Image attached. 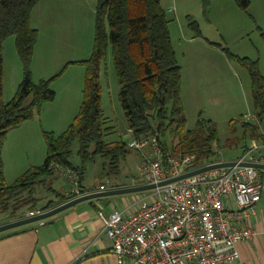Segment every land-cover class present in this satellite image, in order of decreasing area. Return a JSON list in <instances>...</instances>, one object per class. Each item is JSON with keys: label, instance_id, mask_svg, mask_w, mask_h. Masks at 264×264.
Masks as SVG:
<instances>
[{"label": "trees", "instance_id": "16d2710c", "mask_svg": "<svg viewBox=\"0 0 264 264\" xmlns=\"http://www.w3.org/2000/svg\"><path fill=\"white\" fill-rule=\"evenodd\" d=\"M39 0H0V209L7 211L12 199L19 200L10 217L15 218L22 206L30 203L31 210H46L71 199L72 192H56L58 199L50 200L37 208L34 197L38 184L57 173L54 164L74 169L83 185L86 164L96 156L105 160L104 174L117 176L120 162L133 149L123 140L106 141L103 134L106 117L101 106V83L99 71L102 60L110 48L119 83V100L133 136L157 135L166 154L183 155L194 153L195 165H204L223 159L216 145L220 144L219 133L211 119L198 118L193 128H186V116L181 96L182 66L178 61L169 30V19L160 0H97L95 7L94 37L91 54L86 59L72 62L85 66L82 101L77 113L66 129L55 135L43 131L46 156L42 164L30 166L13 182L4 178L2 150L7 132L18 123L32 118L46 102L55 97L52 80L35 81L32 76V59L38 38V30L31 23V12ZM207 0H203L204 6ZM247 9L250 0H236ZM188 25L194 36H202L197 21L187 15ZM15 36V47L22 63L23 77L15 95L8 101L2 98V48L5 39ZM228 57L245 66L251 78L253 114L256 121L230 120L234 134L237 123L240 136H229L225 145L241 142L242 154L248 141L255 139L264 143V76L257 59L240 56L224 48ZM172 139L168 142V137ZM78 140L80 165L70 160L71 145ZM92 147V148H91ZM233 159V158H232ZM262 172V171H260ZM87 188V189H85ZM85 189V190H84ZM27 192L26 199L21 195ZM21 200V201H20Z\"/></svg>", "mask_w": 264, "mask_h": 264}, {"label": "rangeland", "instance_id": "374dc122", "mask_svg": "<svg viewBox=\"0 0 264 264\" xmlns=\"http://www.w3.org/2000/svg\"><path fill=\"white\" fill-rule=\"evenodd\" d=\"M96 2L97 0H39L31 12V23L39 30L36 55L46 56L41 61H50L55 72L60 73L62 69L63 71L65 69V72L62 71L64 74L55 77L51 83L55 96L57 94L56 101L43 104L44 106L39 110L41 112L42 109L41 116L39 117L38 111L33 116V120H30L33 122H29L32 123L30 125L34 124L38 127V132L33 126L25 129L24 125L27 124H23L25 123L23 121L7 132L2 159L4 178L8 183L13 182L31 164L43 163L46 156L43 131L60 134L79 109L78 107L73 114H67L69 111L63 113V106L68 101L69 93L66 80L72 77L77 79V75L80 74V86L82 77L84 87L85 66L81 63L75 65L69 63H72L71 60L86 59L91 54ZM160 3L166 10L173 46L182 66L184 97L182 102L186 128H193L200 117L211 119L219 133L220 144L215 146L216 149L223 159H232L240 152L242 140L238 145L224 144L227 137L241 135L239 123L235 133L231 132L230 120L238 117H242L241 121L253 118L251 115L253 103L251 78L247 68L228 57L224 48L237 55L257 59L264 76V0H250L246 10L241 8L236 0H207L205 6L203 0H160ZM187 15L197 21L202 36H194L193 30L188 25ZM55 33L61 34L60 42L48 40ZM43 72L37 67L36 74H45ZM22 77L23 68L15 47V36L11 35L5 39L2 48L4 101L10 100L15 95ZM99 81L101 106L106 117L105 126H109L103 134V139L128 142L133 135L119 100V83L110 48L101 62ZM83 87L80 89L81 97ZM57 103L59 106L56 105ZM167 139L170 142L172 137L169 136ZM8 141L12 143L13 149L6 154ZM78 148V140L75 139L71 145L70 155L74 165L81 164ZM142 159L139 151L131 150L121 160L120 172L117 177L112 176V181L118 179L131 183L135 179L140 182L138 166ZM104 160L103 157L96 156L86 164L83 174L84 185H93L99 181L104 174ZM260 171L263 173L264 169ZM51 188L62 194L71 191L67 178L56 173L52 179L47 178L44 184L36 186L34 197L38 208L50 200L58 199L56 192ZM151 190L130 192L127 195L132 200H137ZM27 196V192H24L21 200L26 199ZM18 203L19 200L12 199L7 211L0 209V220L10 218L11 211ZM31 203L22 206L18 211L29 209Z\"/></svg>", "mask_w": 264, "mask_h": 264}, {"label": "built area", "instance_id": "2783aa9c", "mask_svg": "<svg viewBox=\"0 0 264 264\" xmlns=\"http://www.w3.org/2000/svg\"><path fill=\"white\" fill-rule=\"evenodd\" d=\"M127 143L142 154L141 184H157L202 166L194 164V153L166 154L157 135L133 136ZM221 160L226 159L217 161ZM232 160L237 162L152 188L132 211L98 209L117 264L235 263L241 243L256 234L252 220L262 191L260 168L242 162L264 163V144L252 141ZM54 168L69 181L73 197L85 193L74 169L59 164ZM103 189L101 185L99 190ZM229 195L234 196L236 207L226 202Z\"/></svg>", "mask_w": 264, "mask_h": 264}, {"label": "crops", "instance_id": "0c3cea01", "mask_svg": "<svg viewBox=\"0 0 264 264\" xmlns=\"http://www.w3.org/2000/svg\"><path fill=\"white\" fill-rule=\"evenodd\" d=\"M60 36L61 34L55 33L54 36L52 35L48 40L60 42ZM37 43L32 59V75L36 80L47 79V77H52L57 72H55V68L50 61H41L45 59L46 56L39 54L41 57H38L36 55ZM44 43L47 42L44 41ZM200 61H198V63H200ZM69 64L75 65L80 63L72 62ZM69 64L67 66H69ZM67 66L66 69L68 68ZM37 67H40L45 74H36ZM63 72H65V69ZM63 72L59 75H63ZM66 85L69 93L68 101L63 106V113L66 114V112L69 111L67 114H73L82 101L80 89L83 87V79L81 77L80 86V74H78L77 79L72 77L66 80ZM71 89H73V91H71ZM181 96L183 99L182 85ZM56 98L57 94L55 98L49 102H55ZM56 105L59 106L58 103ZM41 112L39 111L38 113L39 117L41 116ZM251 115L253 118H251L250 121H256L254 114ZM33 118L34 117L23 121L25 122L23 124H27L24 125V128L27 129V127L33 126L35 131L38 132V127L34 124L30 125L32 123H29L33 122L30 121L33 120ZM261 130L264 132V124L261 126ZM252 141L256 140L251 139L249 143ZM12 149L13 145L8 141L5 153L8 154ZM32 165L38 164H31V166ZM133 180L134 181H131V183L118 181V179L112 181V176L103 174L99 181L95 182L93 185H84V181L83 185L89 188L86 192H90L99 190L101 185H103L105 189H110L142 183L135 181V179ZM260 180L262 183L261 199L255 205V215L252 220V225L256 234L250 241L241 243L240 258L235 263L229 264H264V172H260ZM68 193L69 192L66 194ZM128 193L83 200L45 219L1 231L0 264H117L116 257L111 251L112 241L107 234L102 231L103 223L98 217L97 210L102 209L105 213H109L114 208L132 211L135 203L149 194L147 193L137 200H132L128 197ZM225 200L231 207H236L233 195H229ZM36 207L38 208V206ZM30 211L35 210L26 209L23 212L19 210L15 218L10 217L6 220H0V224L24 217Z\"/></svg>", "mask_w": 264, "mask_h": 264}, {"label": "water", "instance_id": "95a60500", "mask_svg": "<svg viewBox=\"0 0 264 264\" xmlns=\"http://www.w3.org/2000/svg\"><path fill=\"white\" fill-rule=\"evenodd\" d=\"M236 162H237L236 160L226 159V160L208 163V164L202 165L200 167H197L195 169L181 173L177 176L159 181L157 184L156 183H143V184H138V185H130V186H125V187H117V188H110V189L85 192L79 196H76V197L68 199L64 202H61V203H59V204H57V205H55L49 209L39 211V212L32 214V215H26L24 217H20V218H17V219H14V220H11V221H8L5 223H1L0 224V232L7 230V229H10V228L20 226V225H24V224L31 223L34 221H38L41 219H45V218L63 210V209H65V208H67V207H69V206H71L77 202L83 201V200L98 198V197L108 196V195H114V194H120V193H128V192L148 190V189L155 188L156 186H161V185L167 184L169 182H173V181L185 178L187 176L209 170L211 168L234 165ZM242 164H249V165H253L257 168L264 169V163L242 162Z\"/></svg>", "mask_w": 264, "mask_h": 264}, {"label": "bare ground", "instance_id": "6f19581e", "mask_svg": "<svg viewBox=\"0 0 264 264\" xmlns=\"http://www.w3.org/2000/svg\"><path fill=\"white\" fill-rule=\"evenodd\" d=\"M159 143H160V142H159ZM140 182H141V181H140ZM85 189H87V188H85ZM85 189H84V190H85Z\"/></svg>", "mask_w": 264, "mask_h": 264}]
</instances>
